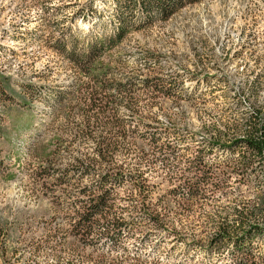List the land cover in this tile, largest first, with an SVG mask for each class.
Returning a JSON list of instances; mask_svg holds the SVG:
<instances>
[{
  "label": "rangeland",
  "instance_id": "rangeland-1",
  "mask_svg": "<svg viewBox=\"0 0 264 264\" xmlns=\"http://www.w3.org/2000/svg\"><path fill=\"white\" fill-rule=\"evenodd\" d=\"M87 1L0 0V80L7 84V91L0 90V132L6 136L0 138V264H239L231 247L219 252L203 246L231 222L235 209H244L251 224L263 223L261 214L250 215L264 187L259 158L252 178L243 179L238 169L225 167L230 181L222 192L204 203H188L169 194L177 183L164 179L170 156H161L155 169L140 168L152 191L146 202L160 207L161 227L154 226L143 197L127 199L131 184L126 182L117 203L129 207L124 211L128 225L119 242L107 236L78 243L65 234L66 213L75 208L79 187L55 186L41 171L50 165L59 174L75 157L95 155L96 143L83 132L85 118L77 107L87 103L88 79L53 50L58 27H70L77 35L90 32L88 41L110 31L114 17L109 0H94V8L107 10L101 16L66 19ZM121 51L123 64L114 70L116 78L139 83L134 77L149 68L171 95L155 102L142 96L137 103L158 104L142 109L141 126L121 108L138 135L155 134L177 154L200 147L213 164L239 157V150L228 147L230 139L246 134L248 117L264 111V0H204L187 6L166 22L128 35ZM104 59L110 62V53ZM105 79L110 81V71ZM19 95L30 103L25 109ZM60 103H67L64 109ZM107 115L95 116L93 136L110 134ZM152 119L155 126L144 128ZM125 157L121 153L117 160ZM127 163L129 171H138L136 154ZM81 176L73 172V183ZM96 179L97 174L82 184ZM131 226L135 234L127 237ZM51 227L62 229L56 240L35 250ZM254 243L264 255V231ZM98 255L105 261L99 263Z\"/></svg>",
  "mask_w": 264,
  "mask_h": 264
},
{
  "label": "trees",
  "instance_id": "trees-1",
  "mask_svg": "<svg viewBox=\"0 0 264 264\" xmlns=\"http://www.w3.org/2000/svg\"><path fill=\"white\" fill-rule=\"evenodd\" d=\"M109 1L114 17L110 31L95 35L92 41H88L90 32L88 34L80 32L77 35L71 33L70 27H58L59 33L54 39L56 46L53 50L88 79L86 82L88 94L84 98L87 103H78L77 107L85 118L82 123L83 132L88 139L96 143L94 157L77 156L73 163L59 174L51 171L50 165L41 171L42 176L46 180H52L55 186L68 189L74 184L78 185L77 204L74 209L67 211L69 221L64 229L65 234L78 243L94 242L107 236L116 238L119 242L123 230L128 225L124 211L129 207L118 206L117 203L122 198L120 189L126 182L131 184L130 196L127 199L137 200L138 196L143 197L144 206L150 212L149 216L153 219L154 226L161 227L160 207L152 202L150 204L146 202V198L151 197L152 191L148 176L140 169L143 166L155 169L161 156L164 158L170 156L164 165L163 172L166 174L164 179L172 184L177 183L169 194L188 203H204L210 197L222 192L230 181V177L224 176L225 167L230 168L232 172L238 169L243 179L252 178L257 158H259L258 165L264 168V111L262 110L248 117L246 134L230 139L228 147L233 151L239 150V157H233L223 164L207 162L200 147L194 146L189 152L177 154L173 152L170 143L164 142L155 134L143 138L138 135V128L120 113L121 108L125 107L135 119H138L137 126H141L143 121L140 114L144 107L149 109L158 104L137 103L142 96L151 102H155L161 96L171 97L167 90L162 89L158 74L152 69H140L134 77L141 80L139 83H135L131 78L121 80L115 77L114 70L123 64L122 43L131 33L147 30L158 22H166L183 8L204 0ZM93 3L94 0L87 1L79 6L72 16H66V19L89 20L92 15L101 16L107 12L104 9L94 8ZM109 53L110 62H106L104 58ZM109 71L110 81L106 82L105 78ZM138 84H140L139 88ZM22 87L25 88L24 85ZM140 89L141 94L138 92ZM0 90L7 91V84L3 79L0 80ZM104 92L106 94L103 97ZM11 94L13 97H18L15 93ZM19 98L23 108L30 105L25 97L19 95ZM104 101L105 103H102ZM66 104L60 103V108L64 109ZM100 113L108 114L106 123L110 128V134L95 137L91 127L93 128L97 123L95 116ZM151 121L145 123L144 128L154 127L157 121L155 119ZM0 138H2L1 132ZM121 153L126 157L120 162L117 157ZM132 153L136 154L138 159L139 169L136 173L128 170L130 164L127 163V159ZM103 168L104 172H100ZM75 171H79L82 176L73 183L72 173ZM96 174L97 179L94 183L82 184L84 178ZM210 192L212 195H209ZM257 195L260 203L250 209V215L261 214L263 223L251 224L252 218L247 216L244 209H235V217L227 226L221 225L214 232L203 246L204 250L220 252L225 247H231L232 258L236 263L264 262L260 247L254 243L256 237L264 231V187H260ZM61 230L58 227H51L44 239L35 243V250L53 243ZM134 230L135 227L131 226L127 237H132L135 234ZM54 250L58 251L56 248ZM97 259L102 263L105 261V256L98 255Z\"/></svg>",
  "mask_w": 264,
  "mask_h": 264
},
{
  "label": "crops",
  "instance_id": "crops-1",
  "mask_svg": "<svg viewBox=\"0 0 264 264\" xmlns=\"http://www.w3.org/2000/svg\"><path fill=\"white\" fill-rule=\"evenodd\" d=\"M22 109H25V108H22ZM4 138H6V136H4L3 134H2V139H4ZM8 138V137H7Z\"/></svg>",
  "mask_w": 264,
  "mask_h": 264
}]
</instances>
